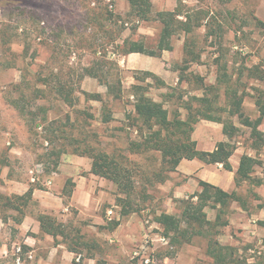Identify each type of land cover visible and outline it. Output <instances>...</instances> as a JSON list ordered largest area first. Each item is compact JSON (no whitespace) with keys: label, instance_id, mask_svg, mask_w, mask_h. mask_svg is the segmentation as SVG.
Segmentation results:
<instances>
[{"label":"rangeland","instance_id":"rangeland-1","mask_svg":"<svg viewBox=\"0 0 264 264\" xmlns=\"http://www.w3.org/2000/svg\"><path fill=\"white\" fill-rule=\"evenodd\" d=\"M149 5L151 20L144 22L132 15L127 0H0V194L23 195L21 192L31 185L38 191L49 192L45 186L49 175L59 173L65 163L70 164L67 161L70 155L78 156L72 150L83 146L87 130L100 135L96 139L99 147L108 153L110 148L106 149V144L112 141L110 135H118V144L123 147L127 139L138 140L134 129L124 127L132 117L131 76L134 73L141 76V72L119 65L122 44L138 41L154 50L161 31L154 17L160 12L180 8L192 16L194 25H202L187 35L177 32L169 40L172 50L163 53L165 72L158 76L165 86L146 80L141 85L150 84L147 96L162 102L169 111L178 109L184 119L186 108L196 105L193 98L202 97L195 77L212 86L216 85L218 72L225 73L223 80L244 95L241 104L244 116L252 121L259 118L254 102L257 90H264V79H255L249 71L257 66L264 73V0H149ZM206 19L209 28L221 29L216 31L220 36H205ZM184 44L188 51L201 57L199 63L191 62L180 75ZM179 76L183 79L178 83ZM117 81L122 98L113 102L105 97L106 87L102 83L117 86ZM224 88L209 90L205 96L216 99L222 117L237 128L232 139L236 148L234 159L245 154L254 157L258 164L253 176L262 183L256 186L245 182L235 187L233 192L241 204H232L228 225L216 227L214 239L221 246L232 248L234 256L245 264H264V228L258 224L264 221V216L260 217V209L264 208V117L258 127L262 133L258 141L250 137V131L235 117L229 118ZM64 90L73 98L72 107L61 99ZM83 92L103 98L105 113L110 117L107 124L101 122V103L86 100ZM129 114L131 117L127 118ZM85 119L90 123L88 127L83 123ZM202 122L212 123L204 120L198 123ZM198 123L193 130L196 136L201 130H207L213 137L223 135L221 124L200 128ZM120 127L124 129L122 132L111 131ZM82 158L91 170V159ZM79 174L86 176L87 172ZM110 184L107 181L102 188L110 192L115 203L116 189L113 185L107 189ZM164 184L149 190L151 197L145 209L120 220L122 228L118 233L123 240H118L116 236L108 238L96 233L105 235L116 229L111 223L117 219L119 208L115 206L108 215L111 205L106 201L97 211L105 222L92 228L91 220L70 206L74 186L70 178L64 191L53 192L54 197L33 198L20 224L12 220L13 212H5L6 221L0 219V264H57L48 260V253L62 238L42 234L40 227L34 230V226H39L37 218L41 214L51 216L62 226L68 236L65 242L74 253L97 259L98 264H138L132 256L146 233L154 240L163 236L154 217L160 213H179L175 201L182 199H174L172 189H164ZM238 206L243 208L242 212L235 209ZM205 213L210 222L215 220V209L207 207ZM222 219L227 217L223 215ZM127 223L131 224L127 227ZM133 234L135 240L126 237ZM191 240L179 248L170 243V238L164 247L154 241L153 264H213L207 254L208 237L195 236ZM73 258L72 262L77 264Z\"/></svg>","mask_w":264,"mask_h":264},{"label":"trees","instance_id":"trees-1","mask_svg":"<svg viewBox=\"0 0 264 264\" xmlns=\"http://www.w3.org/2000/svg\"><path fill=\"white\" fill-rule=\"evenodd\" d=\"M127 2L135 18L144 22L151 20L149 0H127ZM180 17L183 20H180ZM155 18L161 25L155 49L148 50L143 42L124 41L122 44V55L139 53L159 56L162 51L172 50L169 40L174 34L182 32L187 35L194 28L202 25H194L195 22L192 16L189 13L182 12L180 8H176L171 12L157 13ZM209 24V20L206 19L204 24L205 36L207 38L220 36L217 35L218 32L216 31H221V29L213 30L209 28ZM259 24L263 25L262 23ZM184 56L182 60L184 67L179 70L180 75L182 70L187 71V65L191 62L199 63L201 57L192 51H188L186 44H184ZM259 69V67L254 66L249 72L252 77L261 81L264 79V73L259 72ZM88 75L95 76L91 72H88ZM225 77V73L218 72L215 81L216 85L212 86L204 85L202 78L195 77L196 82L200 85L199 90L202 92V97L193 98L196 102L195 107L188 106L185 118L181 119L178 109L169 111L164 108L162 102H156L147 96L150 84L141 85L148 79L153 82L156 81L157 86H165L164 82L152 73L141 72V76H134L136 84L130 87L129 96L133 99L132 117L130 114L127 116V118L131 117V121L124 127V129L127 127L134 129L133 131L136 133L138 140L131 141L127 139L126 146L123 147L118 144V135H110L112 141L106 144V149L110 148L108 149L110 153H108L99 147L100 142L96 139L100 135L90 134L87 130L85 133L87 136L82 139L84 141L82 143L83 146L72 150V153L78 156L91 159V174L109 181L115 187V206L119 208L118 215L120 218L118 221L111 223L113 228L119 225L122 218L145 209L151 197L149 190H153L157 185L164 184L168 180L169 174L176 172L177 166L182 160H198L205 164H220L225 171H232L230 158L236 150L232 139L237 132V128L232 122L222 117L221 109L217 106L216 99L209 100L205 96L209 90H216L217 87L224 86L229 118L235 117L242 126L250 131L251 138L261 141L262 133L258 130V127L264 117V90H257L254 104L258 108L260 115L259 118L252 121L244 116L242 112L241 104L244 95H239L236 86L229 85L228 81L223 80ZM181 79L183 77L179 76L178 83ZM102 84L106 87V98L113 102L122 98L120 82H116L117 86H110L106 82ZM65 90L64 97L61 99L67 106L72 107L73 98ZM82 94L86 100H95L101 103L103 115L101 122L107 124L110 121V117L105 113L106 104L102 100L103 98L100 95H90L85 92ZM201 120L222 125V134L227 141L219 142L213 152L198 150L196 142L192 139L194 126ZM83 123L87 127L90 125L86 119L83 120ZM122 129L123 127H120L111 131L122 132L124 130ZM139 157H143V159ZM142 160L149 163L146 164ZM257 164L258 162L252 156L245 154L240 157L238 168L234 173L236 187L241 186L245 182L256 186L261 185V180L253 176ZM198 187L199 190L189 195L186 199L175 201L179 211L177 215L160 213L154 217V221L159 225L162 235L170 238V243L176 248L189 244L195 236L208 237L207 254L213 259V264H245V262L234 256L232 248L221 246L214 239L216 234L214 229L228 225L232 204H241L239 196L234 192H225L203 181H198ZM34 190V186L31 185L23 195L0 194V219L6 221L5 212L11 211L14 213L12 220L20 224L27 216L26 209L33 201ZM207 207L217 211L213 222L207 219L205 213ZM223 215L227 219L223 220ZM37 222L42 234L49 235L53 239L61 237L62 241L60 243L66 245L69 251L75 252L65 242L68 236L62 226L55 222L54 218L41 214L38 216ZM260 225L264 227V222H260ZM98 263L96 262V264Z\"/></svg>","mask_w":264,"mask_h":264},{"label":"crops","instance_id":"crops-1","mask_svg":"<svg viewBox=\"0 0 264 264\" xmlns=\"http://www.w3.org/2000/svg\"><path fill=\"white\" fill-rule=\"evenodd\" d=\"M164 52L165 51H162L159 56H149L139 53L123 55L122 62L119 63V65L124 64V67L126 69H129L133 72H149L157 77L162 76V72H165L163 68L164 62L162 61ZM135 74L136 73H134V75ZM134 75L131 76L129 87L136 84ZM202 125L208 126L217 124L202 122L201 124L198 123L197 127H204ZM220 129L222 130V125ZM195 133L196 132L194 131L192 139L196 142L197 148L200 151L213 152L219 142L226 141L223 135L213 137L212 135H209V133H207V130H201V134H198L197 136L195 135ZM239 159L240 157L234 159L233 155L230 158V164L232 166L231 172L225 171L220 164H205L198 160H182L179 162L176 172L171 173V178H168V180L164 184V189H167L168 191L172 189L174 199H183L187 194H193L194 192L198 191V181H203L216 186L225 192L231 193L235 190L236 187L234 183V173L238 168ZM67 161L70 164L65 163L66 165H62L59 173H51L46 180L45 186L49 189V192H41L35 189L33 192V198H42L44 197V195L54 197L55 194L53 192L60 193L61 191H64L66 181L72 178V183L74 184V186L69 197L70 206H74L78 210V213L80 215H83L85 218L91 220V223L93 224L92 228H95V226L103 225L102 223H104L105 221L100 217V215H98L97 211L106 201L111 205V210L116 208L114 200L110 197V192L102 188L103 184L107 183V181L91 174L90 165L87 162H84L85 160H83L82 157L70 155ZM83 170L87 172L86 176H82L79 174V171ZM173 176L175 177L172 178ZM111 187L112 184H110V188L108 187L107 189H112ZM28 188L29 187H26L21 192V194H24L28 190ZM59 201L61 200L59 199ZM67 209L68 208L65 207L66 211ZM235 209L237 211H243V208L241 206H238ZM116 214L117 219L114 221H118L120 218L118 212ZM261 216H264V208L260 209V217ZM253 222L255 224L257 223L256 221ZM260 222H258L259 225ZM231 223L232 221L230 222V224ZM129 224L131 223H127L126 226L128 227ZM121 225L122 223L120 221L119 225L111 233H106L105 235L103 233H96V235L104 237L106 236L108 238L116 236L119 237L118 240H123V236L119 235L118 233L120 231V228H122ZM33 228L34 230H39V226H34ZM126 237H129V239L131 240L136 239V236H134V234L127 235ZM73 257L76 258L75 260L77 261V264H96L97 262V259H86L85 256H82V254L80 253L69 251L66 248V245H64L63 243H59L58 245L52 247L48 253V260L57 264H74L72 262V259H74ZM81 258H83L82 262L79 261Z\"/></svg>","mask_w":264,"mask_h":264},{"label":"built area","instance_id":"built-area-1","mask_svg":"<svg viewBox=\"0 0 264 264\" xmlns=\"http://www.w3.org/2000/svg\"><path fill=\"white\" fill-rule=\"evenodd\" d=\"M112 213H113L112 210L108 211V215H111ZM154 241H156L163 247L167 246L169 243L168 238L164 236L158 235L156 237V240H154L151 238V236H149V234L146 233L138 250L135 251L132 256L134 260H137L138 264H153L154 263V257L152 254L154 252L153 250H151L154 247Z\"/></svg>","mask_w":264,"mask_h":264}]
</instances>
